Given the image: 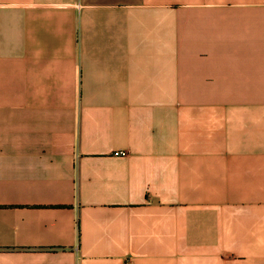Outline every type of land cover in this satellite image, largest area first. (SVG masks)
<instances>
[{"label": "crops", "instance_id": "1", "mask_svg": "<svg viewBox=\"0 0 264 264\" xmlns=\"http://www.w3.org/2000/svg\"><path fill=\"white\" fill-rule=\"evenodd\" d=\"M0 264H264V0H0Z\"/></svg>", "mask_w": 264, "mask_h": 264}]
</instances>
